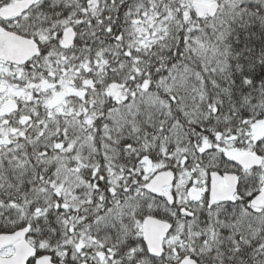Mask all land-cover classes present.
<instances>
[{
	"label": "snow or ice",
	"instance_id": "obj_1",
	"mask_svg": "<svg viewBox=\"0 0 264 264\" xmlns=\"http://www.w3.org/2000/svg\"><path fill=\"white\" fill-rule=\"evenodd\" d=\"M0 264H264V0H0Z\"/></svg>",
	"mask_w": 264,
	"mask_h": 264
}]
</instances>
